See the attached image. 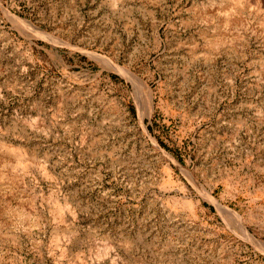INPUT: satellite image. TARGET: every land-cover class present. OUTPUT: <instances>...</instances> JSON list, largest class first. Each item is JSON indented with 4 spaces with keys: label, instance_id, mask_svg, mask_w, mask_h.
<instances>
[{
    "label": "rangeland",
    "instance_id": "1",
    "mask_svg": "<svg viewBox=\"0 0 264 264\" xmlns=\"http://www.w3.org/2000/svg\"><path fill=\"white\" fill-rule=\"evenodd\" d=\"M263 1L0 0V264H264Z\"/></svg>",
    "mask_w": 264,
    "mask_h": 264
},
{
    "label": "bare ground",
    "instance_id": "2",
    "mask_svg": "<svg viewBox=\"0 0 264 264\" xmlns=\"http://www.w3.org/2000/svg\"><path fill=\"white\" fill-rule=\"evenodd\" d=\"M252 0H232V4L230 5V9L232 10V8H234L237 14H239L237 12L240 11L241 14L243 13V11L245 10V6L250 5ZM255 1V0H254ZM257 2V1H256ZM261 2V1H260ZM264 2V1H263ZM255 3V2H254ZM262 3V2H261ZM260 3V4H261ZM264 4V3H263ZM233 5V6H232ZM258 6V4H255ZM251 6V5H250ZM261 6V5H260ZM259 6V8H260ZM228 8V10L230 11V9ZM236 15V14H235ZM243 15V14H242ZM241 16V15H239ZM258 16V15H257ZM234 17V16H233ZM228 18V17H227ZM220 20V19H219ZM232 22L235 20V22L237 23H241L243 22L244 19H242V16L239 18L238 15L237 17L231 19ZM229 21V20H228ZM231 22V21H230ZM216 44V43H215ZM152 102V101H151ZM6 150V151H5ZM24 153V155L20 152H14L11 149L8 150V148L6 149L4 144H0V182L4 181L5 182L7 180L11 181V184H16V180L14 181L11 177L10 174L16 171H26L29 167V164H35L36 166L37 163L36 162H32L29 160V156H27L28 154ZM34 161V160H33ZM31 162V163H30ZM33 166V165H32ZM39 167V166H38ZM42 169V168H41ZM44 170V169H43ZM44 172V171H43ZM47 173V172H46ZM18 183V182H17ZM17 185V184H16ZM19 185V184H18ZM20 186V185H19ZM12 197V196H11ZM212 201V200H211ZM25 207V206H24ZM226 212V211H225ZM224 213V212H223ZM243 233L244 235L251 241H256L253 236H251L249 234V232L243 228ZM257 243L260 245V247H262L264 249V243L263 242H258ZM255 244V242H254Z\"/></svg>",
    "mask_w": 264,
    "mask_h": 264
}]
</instances>
